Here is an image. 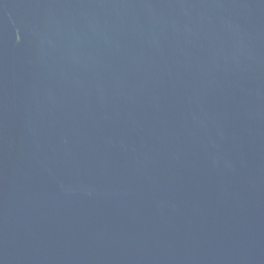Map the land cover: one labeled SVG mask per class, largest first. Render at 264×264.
<instances>
[{
    "label": "water",
    "instance_id": "obj_1",
    "mask_svg": "<svg viewBox=\"0 0 264 264\" xmlns=\"http://www.w3.org/2000/svg\"><path fill=\"white\" fill-rule=\"evenodd\" d=\"M0 264H264V0H0Z\"/></svg>",
    "mask_w": 264,
    "mask_h": 264
}]
</instances>
